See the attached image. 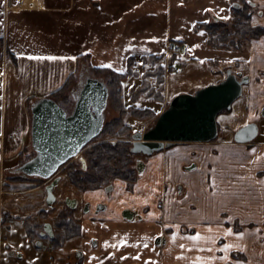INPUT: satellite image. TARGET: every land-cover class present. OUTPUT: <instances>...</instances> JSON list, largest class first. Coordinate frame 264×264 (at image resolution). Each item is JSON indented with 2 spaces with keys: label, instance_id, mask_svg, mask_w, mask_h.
Here are the masks:
<instances>
[{
  "label": "crops",
  "instance_id": "obj_1",
  "mask_svg": "<svg viewBox=\"0 0 264 264\" xmlns=\"http://www.w3.org/2000/svg\"><path fill=\"white\" fill-rule=\"evenodd\" d=\"M252 1L257 12H252L251 24L264 26V0ZM231 3L2 0L0 216L4 211L9 216L1 232L14 247L0 264H30L36 256L16 218L33 217L39 211L55 215L66 196L86 201L99 194L81 193L72 185L64 190L60 184L59 202L49 211L42 185L5 180L6 169L14 172L34 155L31 105L49 97L79 69L122 73L130 58L163 54L169 42L186 45L188 54L181 57L179 68L165 76V103L220 82L222 68L250 78L242 97L226 116L217 117L214 141L174 144L143 159L145 170L136 185L116 181L112 202L100 215L102 222H84L85 232L89 231L85 238L94 236V246L88 240L71 239L62 251L48 254L54 262L47 256L46 264L68 263L81 247L89 255L87 264L111 255L120 264H264V36L246 40L239 51H226L208 48L207 33L194 30L196 24L214 17L227 20ZM52 56L56 59H49ZM181 58L177 56L176 62ZM248 123L258 125V136L249 144L236 143L235 132ZM79 160L84 167V158ZM158 193L164 197L162 211L156 209ZM125 208L147 209L148 214L142 220H125L121 216ZM157 216H161L158 224ZM197 232L200 239H192ZM240 232L242 237L236 235ZM156 237L164 240L159 246ZM40 260L44 264V258Z\"/></svg>",
  "mask_w": 264,
  "mask_h": 264
},
{
  "label": "water",
  "instance_id": "obj_2",
  "mask_svg": "<svg viewBox=\"0 0 264 264\" xmlns=\"http://www.w3.org/2000/svg\"><path fill=\"white\" fill-rule=\"evenodd\" d=\"M249 81L248 76L229 69L218 83L174 96L152 126L131 135V153L149 157L174 144L214 141L218 137L217 117L229 111L242 97L243 88ZM72 99L70 113L50 97H42L31 105L30 138L34 155L18 166L15 174L52 179L100 135L109 102L106 83L87 75L77 93L72 94ZM258 134V125L248 123L235 132L233 139L238 144H249ZM144 167L145 163L137 160V170L141 172ZM58 181L59 178H55L45 188L48 205L55 201L53 190ZM49 228L51 225L47 223L45 231L50 232Z\"/></svg>",
  "mask_w": 264,
  "mask_h": 264
},
{
  "label": "trees",
  "instance_id": "obj_3",
  "mask_svg": "<svg viewBox=\"0 0 264 264\" xmlns=\"http://www.w3.org/2000/svg\"><path fill=\"white\" fill-rule=\"evenodd\" d=\"M251 0H232V3L238 4V8L231 6V23L227 24L226 20L214 17L211 22L198 23L194 26L195 31L203 30L208 35L206 46L211 49H221L226 51H239L246 40L259 39L264 36V26H253L251 24L252 5L249 3ZM180 44V43H178ZM164 54L153 55L148 58L152 60L163 58ZM170 66L169 71H173V66L178 60L176 55L169 57ZM134 58H130L127 64V71L129 70L130 62ZM96 71H104L106 68H92ZM164 68L159 67L158 71L154 73L157 76V81L161 83L159 90H164ZM126 73H119L111 71V78L106 83L109 88V102L113 108L119 113V117L113 119L109 123H105L104 127L97 138H103L97 144L92 145V140L85 150L86 167L81 170L77 164L71 162L68 165V176L70 182L75 184L81 190H94L101 188L107 184H110L116 179L134 181L136 178L135 169V157L130 151L131 142H125L119 140L122 136H130L131 129L127 126L123 117L130 112L136 117L142 119H151L155 117L146 110H138L135 108H127L123 103L122 87L120 82L125 78ZM72 79V77H71ZM70 78L64 83V85L57 91L52 93L49 97L55 100L59 106H61L67 113H70L73 103L70 102L67 96V86ZM145 92L146 88L143 87L133 95H138L141 92ZM139 92V93H138ZM158 100H163L159 98ZM16 181H27L30 179H24L16 177L12 179ZM43 216V214L41 215ZM38 221L35 219H25L23 225L25 233L28 238L33 239L38 228ZM57 226H63V230L68 232L69 237L77 234L79 231V225L73 220L68 218L66 213H63V220L57 223ZM58 237L59 243L56 245L60 246V242L65 239L64 236Z\"/></svg>",
  "mask_w": 264,
  "mask_h": 264
},
{
  "label": "flooded vegetation",
  "instance_id": "obj_4",
  "mask_svg": "<svg viewBox=\"0 0 264 264\" xmlns=\"http://www.w3.org/2000/svg\"><path fill=\"white\" fill-rule=\"evenodd\" d=\"M249 3L252 5L253 8L255 7L252 0L249 1ZM231 6L234 8L239 7V5L235 4V3L234 4L231 3ZM84 79H85V76L80 75L79 86L84 81ZM73 95H74V93H73ZM129 142H131V141H129ZM131 145H132V143H131ZM141 157H146V156L136 155V157H135V169H136L137 174H136V178L134 181L130 182V181H126V180L116 179V180L112 181L110 184H107L101 188L94 189V190H81L75 184L70 182V179L68 176V165L73 161L71 160L70 162H68L64 166L65 169L67 170L68 183H70V185L75 187V189L81 193H86V192L95 193L97 191V193L99 192L100 195L96 193L97 194L96 199L86 200V201H79L75 198H69L66 196L63 199V203L61 205L62 210L58 211L57 214H55V215H52L50 212L46 213L44 211H39V213L33 217L16 218V220H19L21 222L24 231H25V228L23 225V221L25 219H31V220L35 219L39 223L38 228L36 230L35 237L33 239L28 238L26 233H25V235H26V237L30 243L32 252L33 251L36 252L38 250H40V252L46 251L45 253H46V257H47L48 254H50L51 252H54V251L60 252L63 249H65L67 242L69 240L75 239V238H80L82 240H88L89 245L91 244V246H94V244L96 243L94 236H93L92 240L88 239L89 237L85 238V236H86L85 234L89 235V231L85 232V229H84L85 227L83 226L84 222H86V221H90V223L102 222L103 218H101L100 215L102 212H105L106 210H108L109 204H110V202H112L111 198H112V195L114 194L116 181L126 183L127 184L126 186L130 185V187L132 185L137 184V182L139 181L140 175L145 170V167H144V169L141 172H139L136 168L137 160H143ZM79 159H80V157H79ZM84 161H85V166L83 167V165L81 164V161L79 160V162H80L79 165H80L81 170H84L86 167L85 158H84ZM59 173H60V171L58 172V174ZM58 174L54 178L49 179V180L27 178V177H21V176H19V177L24 178V179H30V182H33L34 184L42 185L43 191L45 194H46V192H45L46 186L51 184V182L55 178H59V181L55 185L54 190H53V193L55 195L54 203L52 205H48L46 203V198H45V203L47 205V209L49 211H51V210L55 209L56 204L59 202V199H58L59 195L57 192V187L61 184L62 179H61V176ZM46 197H47V195H46ZM163 200H164V197H162V195L160 193H158L157 196L155 197V202H156V209L159 211H162ZM68 202H69V204H68ZM77 211L80 214L79 217L76 216ZM63 213H66L68 215L69 219L73 220L74 222H76L79 225V231L77 232V234L72 235V237H69L68 232H65L63 230V226H61V227L57 226V223L60 220H63ZM42 214H43V216H41ZM147 214H148L147 209L139 211V210H130V209L125 208L121 211L122 218L125 220H129V221L142 220L144 218V216H146ZM8 217L9 216L5 213V211L2 212V215L0 216V233H1V227H4V225L8 222L7 221ZM154 221L157 224L160 223L161 216L155 217ZM47 223H49L51 225V228H49L50 232L45 231V225ZM60 234H63V235H61V237L64 236L65 239H63L62 242H60V246L56 247V245L59 243L58 237L60 236ZM90 235H92V232ZM1 241H2V239L0 237V243H1ZM163 241L164 240L162 238L156 237L155 244L159 246L161 243H163ZM56 242H58V243H56ZM7 248H8V245H7ZM88 258H89V255L85 251L84 247L76 248L74 250L72 258H71L72 261H70L68 263L65 262V264H87ZM41 259H43V258H41ZM47 259H50L51 262H54V258H51L50 256H48ZM38 260H40V258L36 255L34 257L33 261L38 262ZM40 261L38 263H33V264H40ZM91 264H120V263L118 262L117 257L111 255V256H107L101 260L95 261Z\"/></svg>",
  "mask_w": 264,
  "mask_h": 264
},
{
  "label": "rangeland",
  "instance_id": "obj_5",
  "mask_svg": "<svg viewBox=\"0 0 264 264\" xmlns=\"http://www.w3.org/2000/svg\"><path fill=\"white\" fill-rule=\"evenodd\" d=\"M2 0H0V35H1V18H2V14H3V10H1V4ZM252 12H257V9L254 7L252 10ZM231 15V13H230ZM227 24L231 23V17L227 18ZM188 54V49L186 47V45L182 46V50H180L179 52H177V56L178 59H180L181 57H183L184 55L186 56ZM171 56V52H167L165 50V54L163 56V58L160 59H156V60H152L151 58L148 57H136L134 60H132L130 62V66H129V70L127 71V68L124 72L122 73H126L125 78L120 82V85L122 87V95H123V103L124 106L127 108H135L138 110H146L149 111V113H151L152 115H155V117L149 119H142L140 117H136L134 115H132L130 112H128L124 117H123V121L124 123L130 127L131 129V135L135 132H144L146 131L150 126H152L155 123L156 118L158 117V115L163 112L167 106L168 103L166 101L165 103V93L164 90H162V92L159 90V87L161 86V83H159L157 81V76L154 75V73H156L158 71L159 67L164 68V79L165 76L168 75V73L170 72L168 67L170 66V59L169 57ZM182 60H179V62L174 64V69L176 70L177 67L179 68L180 65L183 64V58H181ZM186 59V58H185ZM107 70L104 71H96L93 70L92 68H88V67H84L83 69H79V71L76 73V75L74 77H72V79L68 82V86H67V96L68 99L70 100V102L73 103V99H72V94H76L79 88V77L80 75L83 76H90V77H94V78H99L101 80H103L105 83H107L110 78H111V71L112 69L106 68ZM82 70V71H81ZM83 72V73H82ZM226 70L225 68H222V79L223 80L226 76ZM121 73V72H119ZM242 76V74H241ZM143 87L146 88V91L139 93L138 95H133V93L137 91ZM159 98H162L163 100H158ZM170 98L168 97V100ZM171 100V99H170ZM222 115L226 116L227 115V111L222 112ZM119 117V113L113 108V106L110 104V102H108V108L106 110V120L105 123H109L111 122L113 119H116ZM131 135L130 136H122L119 138V140L121 141H131ZM103 138H97L95 139L91 144H97L100 141H102ZM89 147V146H88ZM86 147L82 153L77 156L74 160H72L75 164L78 165V167H80V162H79V157H85L84 153L85 150L88 148ZM142 159H145L146 157H141ZM5 180L7 181V179H11V178H16L19 177V175L15 174L14 172L10 171V169H6L5 172ZM61 176L62 182H61V186L63 185L64 190L68 189L71 187L70 183H68L67 181V170L64 168H61L60 173L58 174ZM68 193V192H67ZM5 195H8L7 193H5ZM2 235V232H1ZM8 245V248H7ZM14 247L13 244H10L6 241L4 235H2V241L0 243V259H2L1 257L4 255H7L8 251L12 250V248ZM36 253L37 256H40L39 258H44V264L47 263V259L46 258V254L45 251L40 252V250L34 252ZM32 253V255H33ZM4 259V258H3ZM2 259V260H3ZM1 261V263H3ZM27 261V260H26ZM40 261V260H38ZM35 263V261L30 262V264Z\"/></svg>",
  "mask_w": 264,
  "mask_h": 264
},
{
  "label": "snow or ice",
  "instance_id": "obj_6",
  "mask_svg": "<svg viewBox=\"0 0 264 264\" xmlns=\"http://www.w3.org/2000/svg\"><path fill=\"white\" fill-rule=\"evenodd\" d=\"M221 11H223V9H221ZM224 18L226 19V18H228V17H224ZM154 39H155V38H154ZM20 55H24V53H20ZM49 59H56V57L52 56V57H49ZM60 59H64V57H60ZM72 59H75V57H72ZM0 107H2V106H0ZM253 151H255V149H253ZM215 183H216V180H215V177H213V178H212V184L215 185ZM257 231H258V230H257ZM227 232H228V233H232V229H231V228L227 229ZM236 235L242 237V236L244 235V233H243V232H240V233H236ZM192 239H194V240H198V239H200V233L197 232V233L195 234V236L192 237ZM181 247H184V245H181ZM229 247H231V246H230V245H224V248H225V249H227V248H229ZM201 264H203V262H201Z\"/></svg>",
  "mask_w": 264,
  "mask_h": 264
},
{
  "label": "built area",
  "instance_id": "obj_7",
  "mask_svg": "<svg viewBox=\"0 0 264 264\" xmlns=\"http://www.w3.org/2000/svg\"><path fill=\"white\" fill-rule=\"evenodd\" d=\"M182 46L181 44H178L176 42H170L167 44L166 47V51L167 52H171V55H176L177 56V52H179L180 50H182Z\"/></svg>",
  "mask_w": 264,
  "mask_h": 264
},
{
  "label": "bare ground",
  "instance_id": "obj_8",
  "mask_svg": "<svg viewBox=\"0 0 264 264\" xmlns=\"http://www.w3.org/2000/svg\"><path fill=\"white\" fill-rule=\"evenodd\" d=\"M81 154V153H80ZM143 161V160H142ZM144 162V161H143Z\"/></svg>",
  "mask_w": 264,
  "mask_h": 264
}]
</instances>
